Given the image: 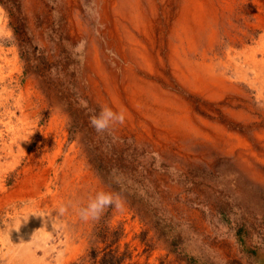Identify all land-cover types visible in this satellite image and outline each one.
Listing matches in <instances>:
<instances>
[{
    "label": "rangeland",
    "instance_id": "rangeland-1",
    "mask_svg": "<svg viewBox=\"0 0 264 264\" xmlns=\"http://www.w3.org/2000/svg\"><path fill=\"white\" fill-rule=\"evenodd\" d=\"M101 190L123 211L82 221ZM162 218L187 254L264 264V0H0V264H71L104 226L186 264Z\"/></svg>",
    "mask_w": 264,
    "mask_h": 264
},
{
    "label": "trees",
    "instance_id": "trees-1",
    "mask_svg": "<svg viewBox=\"0 0 264 264\" xmlns=\"http://www.w3.org/2000/svg\"><path fill=\"white\" fill-rule=\"evenodd\" d=\"M158 226V231H160L159 236L162 237V240L168 247L167 250L173 253L178 260L186 264H212L207 261L209 259L206 255L199 253L192 255L185 252L180 237H178L177 234H169L173 226L172 219L168 218L166 221V219L162 218ZM100 234L101 241L108 240L109 237H111L108 244L102 248L92 246L84 256L71 264H136V262L132 261V255L131 252L127 250V246H125L123 251H119V245L117 243L120 232L118 230L109 232V228L104 226L100 229Z\"/></svg>",
    "mask_w": 264,
    "mask_h": 264
},
{
    "label": "clouds",
    "instance_id": "clouds-1",
    "mask_svg": "<svg viewBox=\"0 0 264 264\" xmlns=\"http://www.w3.org/2000/svg\"><path fill=\"white\" fill-rule=\"evenodd\" d=\"M126 117L124 111L113 110L112 107L103 105L100 108V111L96 113L93 110V115L90 116V126L96 131L97 134H111L112 129L117 125H123L125 123ZM30 132L22 140L27 141L29 139ZM70 206L68 204L62 203L56 210L58 215L63 216ZM114 207L117 211H123V203L118 194H113L106 191H98L94 196L90 197L85 206L78 208V214L82 221L88 222L89 220H99L103 213L109 208ZM40 217H48L47 215H37ZM28 216H20L16 218L13 222V225H9V231L15 229L19 232L22 222L26 223Z\"/></svg>",
    "mask_w": 264,
    "mask_h": 264
}]
</instances>
